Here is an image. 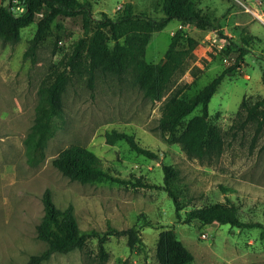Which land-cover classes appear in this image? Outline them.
I'll return each mask as SVG.
<instances>
[{
	"label": "rangeland",
	"instance_id": "374dc122",
	"mask_svg": "<svg viewBox=\"0 0 264 264\" xmlns=\"http://www.w3.org/2000/svg\"><path fill=\"white\" fill-rule=\"evenodd\" d=\"M162 1L129 2L136 14L161 18ZM90 2L93 16L98 18L101 12L116 16L127 0ZM194 2L197 10L210 17L213 28L205 30L171 20L153 34L144 54L124 74L98 72L94 89L88 87L86 75L73 74L64 94L63 115L55 121L56 134L37 166L27 163L24 141L34 123L40 87L83 36V19L58 17L47 38L34 50L30 46L36 24L25 28L17 43L0 38V264H26L47 249L37 232L44 218L43 194L47 189L58 208L74 207L84 231L105 232L109 224L128 229L140 225L145 216L156 226L173 227L193 253V264H264L260 228L203 225L197 220L185 224L177 219L175 203L163 189L71 181L52 165L62 150L80 145L99 156L113 175L159 186L164 179L163 165H170L180 172L183 218L186 211L230 199L239 206L241 220L264 221V123L240 126L242 120L237 122L243 100L254 103L264 98V0ZM21 6L20 0H14L12 9L18 14ZM179 29L183 32L179 48L192 47L191 57L171 79L164 98L153 103L140 90V77L146 64L164 58ZM245 37L249 38L247 46ZM229 38L247 48V53L241 68L225 76L209 104L210 122L223 133L224 152L217 160L202 162L189 158L179 144L162 137L161 108L174 95H196L234 65L238 53L228 47ZM113 129L134 135L156 158L136 153L125 141L107 144L105 134ZM160 231L141 227L144 245L134 251L128 247L126 236L110 237L106 243L109 257L104 263L97 239H90L82 250L54 253L44 264H159L156 248Z\"/></svg>",
	"mask_w": 264,
	"mask_h": 264
},
{
	"label": "trees",
	"instance_id": "16d2710c",
	"mask_svg": "<svg viewBox=\"0 0 264 264\" xmlns=\"http://www.w3.org/2000/svg\"><path fill=\"white\" fill-rule=\"evenodd\" d=\"M9 1V4H5ZM24 12L13 11L14 0H2L0 5V38L3 42L17 43L22 31L36 24V32L31 40L30 49L34 50L47 38L55 20L60 17L83 19L84 34L73 43L71 54L54 66L42 83L39 101L35 110V119L30 132L25 138L26 160L30 166H37L45 159L48 141L56 134V119L64 112V94L76 72L87 76V84L94 89L98 72L105 75H122L129 70L144 54L155 32L163 30L171 20H178L182 25H198L203 29L213 28L212 20L197 10L194 0H163V16L152 18L145 14H136L131 2H126L116 16L111 17L101 12L95 18L90 0H20ZM182 29L172 36L171 43L158 63L146 64L140 77V90L151 102L161 101L171 79L191 57L190 49H180ZM230 39V38H229ZM247 46L249 38H243ZM229 48L238 53L234 65L206 84L196 95L183 98L177 95L164 101L161 108L159 128L161 135L170 143H177L191 159L211 162L220 158L225 148L221 129L210 122L209 104L225 76L241 68L247 48L237 46L230 39ZM264 83V76H263ZM198 113L190 117L195 111ZM190 117V118H189ZM189 118V119H188ZM243 118V119H242ZM240 126L249 122L264 123V98L254 103L243 100L238 112ZM261 127V124H260ZM106 142L115 145L125 141L133 151L149 158H156L151 150L142 147L135 136L116 129L105 134ZM52 165L71 181L81 183H102L133 185L139 187L160 188L165 190L175 203L177 219L189 224L194 220L203 225L214 223L229 224L238 228H260L264 236L263 222H245L239 217V206L228 199L224 204H214L181 211L180 172L170 165H163V184L136 182L115 176L106 168L102 159L91 150L70 145L52 159ZM44 218L37 227L38 238L47 244V249L34 255L26 264H44L54 253H69L82 250L90 239H97L101 261H107L109 254L106 243L110 237H127L131 251L142 249L144 243L140 236L143 226L161 228L156 257L159 264H193L194 255L179 239L173 227L156 226L145 216L140 225L128 229H118L108 225L105 232L84 231L79 227L74 207L65 209L56 206L52 192L47 189L43 194Z\"/></svg>",
	"mask_w": 264,
	"mask_h": 264
},
{
	"label": "built area",
	"instance_id": "2783aa9c",
	"mask_svg": "<svg viewBox=\"0 0 264 264\" xmlns=\"http://www.w3.org/2000/svg\"><path fill=\"white\" fill-rule=\"evenodd\" d=\"M20 10H21L20 13L24 12V6L23 5L20 7ZM20 13H18V14H20ZM203 238L206 239L207 238V235L204 234L203 235Z\"/></svg>",
	"mask_w": 264,
	"mask_h": 264
},
{
	"label": "water",
	"instance_id": "95a60500",
	"mask_svg": "<svg viewBox=\"0 0 264 264\" xmlns=\"http://www.w3.org/2000/svg\"><path fill=\"white\" fill-rule=\"evenodd\" d=\"M130 0H127V2H129Z\"/></svg>",
	"mask_w": 264,
	"mask_h": 264
}]
</instances>
